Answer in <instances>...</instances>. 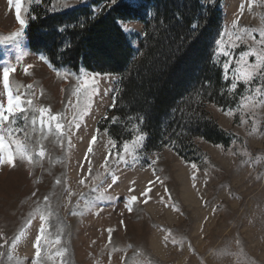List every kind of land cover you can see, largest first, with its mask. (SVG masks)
Wrapping results in <instances>:
<instances>
[{
	"label": "rangeland",
	"instance_id": "374dc122",
	"mask_svg": "<svg viewBox=\"0 0 264 264\" xmlns=\"http://www.w3.org/2000/svg\"><path fill=\"white\" fill-rule=\"evenodd\" d=\"M87 4L31 0L27 18L39 5L66 12ZM200 4L207 13L198 17L215 27L208 31L209 67L218 71L219 84L214 88L204 81L187 82L181 99L149 131L140 113L123 109L120 74L97 76L96 92L92 85L85 92L83 78L93 72L52 67L45 55L29 48L25 31L18 46L0 44V67L15 68L10 73L14 93H26L24 100L31 99L37 109L62 114L65 126L61 136L54 128L42 130L38 119L33 129L31 117L38 118V112L28 113L27 125L23 114L17 117L16 127L22 131L14 138L26 145L33 163L18 157L16 167L0 166V264H32L41 215V264H264V92H255L264 87V68H251L255 55L245 57L247 64L236 63L242 53L261 48L264 0ZM118 5L135 10L117 24L129 39L132 64L137 63L143 21L150 23V32L157 31L165 23V9L141 0H104L91 6L98 16ZM19 30L15 7L0 0V37ZM218 40L229 58L214 55ZM226 59L232 61L228 79ZM237 69L253 71L255 78L250 84L238 83L233 91ZM117 100L121 119L113 113ZM0 103L6 104L2 84ZM143 134L146 140L134 146L133 138ZM93 135L97 139L86 159ZM125 142L135 151L121 161L116 153ZM41 150L43 157L36 155ZM146 189L151 190L142 195ZM132 196L137 200L130 203ZM17 236L21 239L13 246Z\"/></svg>",
	"mask_w": 264,
	"mask_h": 264
},
{
	"label": "trees",
	"instance_id": "16d2710c",
	"mask_svg": "<svg viewBox=\"0 0 264 264\" xmlns=\"http://www.w3.org/2000/svg\"><path fill=\"white\" fill-rule=\"evenodd\" d=\"M102 1L88 0L86 6L66 12H52L50 9L43 10L41 5L35 6L25 29L29 48L45 55L54 68L120 74L123 109L126 106L140 113L145 119L146 130H152L154 123L171 111L181 99L187 82L204 81L209 87H217L218 71L214 73L209 67L208 31L212 22L198 17L207 13L200 0H180L183 3L181 7L179 0H141L165 9V23L157 31L150 32V23L143 21L142 56L133 64L129 39L117 22L132 17L131 13L135 10L127 5H118L97 16L91 5ZM189 5L192 7L188 12ZM33 16L35 19L31 18ZM215 19L217 22L218 18ZM193 23L198 24L195 30ZM118 105L117 100L113 113L121 119L123 115L118 111ZM201 137L217 143L210 136Z\"/></svg>",
	"mask_w": 264,
	"mask_h": 264
},
{
	"label": "snow or ice",
	"instance_id": "6c2138e0",
	"mask_svg": "<svg viewBox=\"0 0 264 264\" xmlns=\"http://www.w3.org/2000/svg\"><path fill=\"white\" fill-rule=\"evenodd\" d=\"M116 0H113V3H115ZM9 6L15 7V13H16V20L20 26V30L11 33L7 37H0V44L5 43H15L17 46L19 45L20 39L23 38L24 31L28 24V18L27 14L30 10V4L31 0H28L29 7L25 6V0H8ZM32 19H35V17H31ZM234 24H237L238 21H234ZM198 27L197 23H193L192 28L195 30ZM63 30V29H61ZM126 30V29H125ZM242 32L247 33L249 36H252V39L255 41V36L251 32H248L246 29H242ZM235 35V33H233ZM260 45L261 48L257 50L256 48H253L251 51H246L240 55V58L238 61H236L237 64H247L248 62L245 61L246 56H256V63L251 65L252 69H262L264 68V30L260 31ZM239 39V37H237ZM214 55H222L226 58H229L231 56L230 52L227 50V48L223 45L222 40L217 41V52L214 53ZM42 60L45 58L43 56L40 57ZM30 67V66H28ZM232 67V61L231 59H226L223 64V71L225 73L224 78L228 79L227 73L230 71ZM15 72V68L11 66H2L0 67V73H2V79H0V84H2L4 96L6 97V104L0 103V166L7 165L8 167H16V161L19 157L20 160H24L27 163L31 164L33 163V157L31 155L27 154L26 151V145L22 143L20 140H17L14 138V134L22 131V129L16 127L17 123V117L23 114V118L26 122L29 120L28 113L31 111L33 113L38 112L39 116L38 118L33 115L31 117V123L33 125V129L35 128V125L37 124V119L39 122V125L41 129H47L48 131H51L53 128L57 133H59L61 136H63L64 128L65 126L61 123L62 120V114L56 113L53 114L50 109L40 107L35 108L33 105V101L31 99H28L27 101L24 100L25 94H17L14 93L11 82H10V73ZM25 73L27 74V67L25 68ZM100 73H93L91 77H84L83 78V90L87 92V89L89 85H92L93 92H96L95 88V78L97 76H100ZM107 75V74H104ZM233 78L235 79L236 83L231 84L230 90H235L238 86V83H247L250 84L254 78V72L253 71H240L237 69L235 73H233ZM31 86H29L30 88ZM256 94L259 95L261 92H264V87L257 88L255 90ZM77 93H79V89H77ZM27 105V106H25ZM115 122V118H114ZM72 122H70L69 127H71ZM75 127L79 128V123H75ZM146 134L140 135L138 137L133 138V145L138 146L142 145L143 141L146 140ZM96 135H93L91 140L89 141V146L87 149V152L85 154V158L87 159V156L92 153L93 151V144L96 142ZM70 143V141H69ZM112 144V147L115 148V143L110 141ZM135 151V147L130 148V145L128 142L123 143L121 151L116 153L119 160L123 161L125 159V154H129L131 152ZM44 151L41 150L36 155L43 157ZM111 155V153H109ZM109 156L105 157V165L104 167H107V160ZM193 168H195V165H192ZM91 174V169L89 170ZM95 179V178H94ZM60 181H57L59 183ZM116 181L113 180V183ZM80 184H84L85 180L81 179L79 181ZM151 189H146L145 193L142 195H147L148 191ZM137 200L136 196L131 197V202H135ZM174 210L175 206L173 205ZM131 207H129V211H131ZM40 227L37 230V235L35 242L33 244V247L35 248V256L33 258L32 264H41V241L44 238L45 233V216H40ZM28 224H31V220L28 221ZM109 233H111V229L108 230ZM21 239L20 236H17L15 240L13 241V246H15L16 242H18ZM59 243V241H57ZM57 255L63 256V252L57 253Z\"/></svg>",
	"mask_w": 264,
	"mask_h": 264
},
{
	"label": "bare ground",
	"instance_id": "6f19581e",
	"mask_svg": "<svg viewBox=\"0 0 264 264\" xmlns=\"http://www.w3.org/2000/svg\"><path fill=\"white\" fill-rule=\"evenodd\" d=\"M27 69H28V68H27ZM20 72H21V71H20ZM35 76H36V75H35ZM49 76H50V75H49ZM29 77H30V76H29ZM29 77H28V78H29ZM47 79H48V78H47ZM45 80H46V79H45ZM18 83H19V82H18ZM21 83H22V82H21ZM46 84H47V83H46Z\"/></svg>",
	"mask_w": 264,
	"mask_h": 264
}]
</instances>
